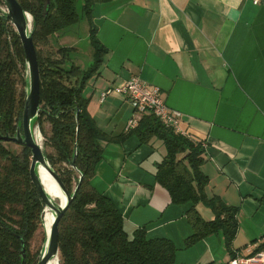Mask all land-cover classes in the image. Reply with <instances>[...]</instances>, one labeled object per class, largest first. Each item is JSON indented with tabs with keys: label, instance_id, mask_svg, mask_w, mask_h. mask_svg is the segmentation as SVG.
Listing matches in <instances>:
<instances>
[{
	"label": "crops",
	"instance_id": "obj_1",
	"mask_svg": "<svg viewBox=\"0 0 264 264\" xmlns=\"http://www.w3.org/2000/svg\"><path fill=\"white\" fill-rule=\"evenodd\" d=\"M91 1L96 37L107 49L99 74L82 91L96 126L116 136L136 117L128 97L117 91L131 76L159 87L165 104L180 112L189 138L204 146L200 168L208 177L207 195L237 207L231 251L263 242L264 0ZM62 37L59 44L77 51L67 34ZM87 56L92 60L91 47ZM157 140L140 143L130 135L120 143L102 142L92 184L120 211L129 235L144 227L150 238L170 239L173 264H227L221 232L184 246L192 232L185 217L189 204L171 203L156 182V163L165 151ZM199 205L201 214V206L208 209ZM208 210L202 216L211 219Z\"/></svg>",
	"mask_w": 264,
	"mask_h": 264
},
{
	"label": "trees",
	"instance_id": "obj_2",
	"mask_svg": "<svg viewBox=\"0 0 264 264\" xmlns=\"http://www.w3.org/2000/svg\"><path fill=\"white\" fill-rule=\"evenodd\" d=\"M17 1L32 17L40 79L35 121L42 147L65 188L71 192L77 187L58 223V264H173L176 247L170 239L150 238L144 227L135 228L129 235L120 211L92 184L103 153L102 142L120 143L130 135L140 143L153 137L163 143L164 155L156 163L154 177L167 190L171 203L189 204L185 217L192 232L184 239V246L221 232L233 256L236 250L231 251L230 246L237 230V207L227 205L217 195H207L208 177L200 168L205 152L202 142L175 134L150 112L142 113L137 124L123 133L107 135L88 113V99L82 91L87 81L99 74L107 52L96 37L92 1ZM82 17L88 24L92 50L86 69L71 61L74 47L57 41V36L65 35ZM24 85L19 37L12 24L0 17L1 134L13 135L21 125ZM4 143L0 140V264H35L45 241V215L43 218V203L29 177L30 150L20 145L14 152ZM199 204L211 210V219L202 216ZM34 242H38L35 250ZM22 243L24 257L20 254ZM258 248H264V241Z\"/></svg>",
	"mask_w": 264,
	"mask_h": 264
},
{
	"label": "water",
	"instance_id": "obj_3",
	"mask_svg": "<svg viewBox=\"0 0 264 264\" xmlns=\"http://www.w3.org/2000/svg\"><path fill=\"white\" fill-rule=\"evenodd\" d=\"M2 2L6 10L0 17L12 24L22 46L25 85L21 125L17 127L13 135L0 133V140L26 146L30 150V181L43 203L44 215L47 211L53 214L48 231L45 230L43 223L45 241L35 263L47 264L58 254V223L72 201L77 187L71 192L65 188L59 175L51 168L45 151L40 144L42 137L35 121L39 111L40 79L37 54L32 38V17L28 12L23 10L17 0H2ZM46 2L49 3V0H46ZM74 158L75 154L70 162L72 165ZM40 167H43L53 180L58 193L63 196V202L54 199L53 195L45 188L40 177ZM20 254L24 257L25 248L23 243L21 244Z\"/></svg>",
	"mask_w": 264,
	"mask_h": 264
},
{
	"label": "built area",
	"instance_id": "obj_4",
	"mask_svg": "<svg viewBox=\"0 0 264 264\" xmlns=\"http://www.w3.org/2000/svg\"><path fill=\"white\" fill-rule=\"evenodd\" d=\"M258 3L259 0H252ZM2 9L0 14L4 13ZM117 91L126 95L134 109L136 117L128 122V128L137 124L138 118L142 113L150 112L166 127L170 128L175 134L189 137L181 127V114L177 110L170 109L164 102L163 94L159 87L142 81L137 76H131L123 81ZM107 92L100 94V101L104 100ZM259 244H251L244 248V251H235L230 256L228 264H264V248H258Z\"/></svg>",
	"mask_w": 264,
	"mask_h": 264
},
{
	"label": "rangeland",
	"instance_id": "obj_5",
	"mask_svg": "<svg viewBox=\"0 0 264 264\" xmlns=\"http://www.w3.org/2000/svg\"><path fill=\"white\" fill-rule=\"evenodd\" d=\"M2 9L6 10L2 0H0V11ZM77 9L79 10V3L77 4ZM87 32H88L87 31V21L84 17H82L79 22L70 26L67 30V33H66L67 39H72L77 45L76 46L77 51H73L70 55L71 61H73L74 63H78V65L81 64L80 66L84 69H86L92 61V60H89V58L87 56V52L90 48V45L88 43ZM60 38L63 39L64 37H62V35H61ZM52 48L55 50L56 47L53 46ZM156 142H158V144H160L159 140H157ZM40 144L42 145V140H40ZM4 145L7 146L10 150H12L14 152H17L20 149V145H17L13 142H5ZM96 190L101 192V190H99V189H96ZM101 193H103V192H101ZM201 209L204 210V211H201V212H203L202 214L205 217H208L207 215L210 211L208 209L203 208L202 206H201ZM37 244H38V242L33 243V250H35V247L37 246ZM43 244L41 245L40 251L42 250ZM37 259H38V256H37Z\"/></svg>",
	"mask_w": 264,
	"mask_h": 264
},
{
	"label": "bare ground",
	"instance_id": "obj_6",
	"mask_svg": "<svg viewBox=\"0 0 264 264\" xmlns=\"http://www.w3.org/2000/svg\"><path fill=\"white\" fill-rule=\"evenodd\" d=\"M40 177L41 180L45 186V188L53 195V198L56 199L57 201L63 202V196L60 195L57 191L56 185L54 184L53 180L49 177L47 172L43 167H40ZM44 218V214H43ZM53 214L50 212H45V219H44V225H45V230L48 231L50 223L52 221ZM58 257H53L47 264H58Z\"/></svg>",
	"mask_w": 264,
	"mask_h": 264
}]
</instances>
